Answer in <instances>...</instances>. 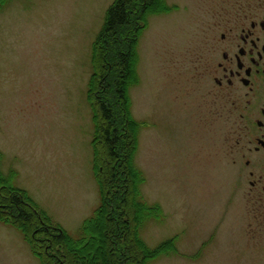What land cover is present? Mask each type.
Instances as JSON below:
<instances>
[{"label":"rangeland","instance_id":"1","mask_svg":"<svg viewBox=\"0 0 264 264\" xmlns=\"http://www.w3.org/2000/svg\"><path fill=\"white\" fill-rule=\"evenodd\" d=\"M111 1L0 6V172L73 236L99 201L87 84ZM211 1L166 0L170 8L149 13L136 42L133 161L144 174L143 199L162 209L138 234L150 247L167 238L175 245L148 264H264V198L250 205L248 183L237 188L233 127L210 117L196 124L184 100ZM0 264H40L22 232L2 220Z\"/></svg>","mask_w":264,"mask_h":264},{"label":"trees","instance_id":"2","mask_svg":"<svg viewBox=\"0 0 264 264\" xmlns=\"http://www.w3.org/2000/svg\"><path fill=\"white\" fill-rule=\"evenodd\" d=\"M168 8L166 0H112L105 10L92 44L87 84L99 201L78 235L52 223L24 188L12 185L0 172V220L22 232L40 264H148L174 249L173 238L150 247L138 234L144 222L161 215L162 209L142 197L144 174L133 161L139 123L132 117L128 92L136 80V42L147 15ZM117 110L119 123L114 117Z\"/></svg>","mask_w":264,"mask_h":264},{"label":"flooded vegetation","instance_id":"3","mask_svg":"<svg viewBox=\"0 0 264 264\" xmlns=\"http://www.w3.org/2000/svg\"><path fill=\"white\" fill-rule=\"evenodd\" d=\"M202 17L185 103L196 124L210 117L233 127L237 188L264 198V0H213Z\"/></svg>","mask_w":264,"mask_h":264}]
</instances>
